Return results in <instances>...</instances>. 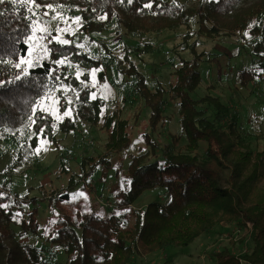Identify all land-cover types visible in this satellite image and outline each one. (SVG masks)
<instances>
[{"label": "trees", "instance_id": "trees-1", "mask_svg": "<svg viewBox=\"0 0 264 264\" xmlns=\"http://www.w3.org/2000/svg\"><path fill=\"white\" fill-rule=\"evenodd\" d=\"M40 3L62 4L66 11L78 13L82 34L101 35L114 31L128 37L159 35L181 27L187 33L197 24V33L203 37L217 39L248 33L258 41L251 47L256 66L241 71L239 83L247 86L253 79L264 73V0H196L190 7L179 0H39ZM152 3V9L145 8ZM155 13V14H153ZM105 16V19H100ZM31 14L19 5L6 0L0 5V136L9 137L22 148L39 146L41 139L59 146L56 132L68 135L77 128V123L101 124L107 133L105 149L109 153H121L133 144V126L127 119H121L119 112H107V101L84 85L87 77L80 79L52 63V59L64 56L85 69H99L100 59L69 44L61 46L47 41L54 49L49 59L41 66L30 70V78L23 83L9 84L16 69L9 66V60L18 62L26 54L23 43L28 32ZM195 35V33H193ZM190 35H185L184 43ZM51 39V38H49ZM19 41V42H17ZM183 43V44H184ZM195 43V42H194ZM184 49L191 54L189 60H182L172 73L174 82L169 90L157 85H147L145 75L131 60V55L147 53L150 45L144 44L125 50L121 60L115 59L108 46L100 43L108 63L127 66L121 75L132 81L134 95L149 110L148 120L151 132L164 121L167 94L178 108L180 134L172 135L170 142L158 145L150 134H142L144 147L137 155L130 157L127 170L121 179L122 187L114 195L115 213L104 215L83 208L71 211L66 207L71 202V193L91 179L100 166L99 182L107 180L112 169L111 160L106 157L94 159L84 157L78 169L72 171L65 161L60 163L59 175H67L64 191L42 193L53 211L45 230H41L37 211L27 214L23 206L36 205L38 199L27 196L17 198L7 189L0 187V264H48L50 257L44 256L46 249L21 243L18 238L27 234L40 236L50 246L60 247L65 264H129L136 256H146L168 247H187L210 233L220 224L241 227L252 242L251 249L244 255L224 250L216 253L213 264H264V150L252 148L250 142L239 133L237 123L229 118V110L218 97L205 95L194 100L191 94L201 85L200 65L204 53H198L196 43ZM186 44V43H185ZM13 50L19 53L14 55ZM55 69V72L50 70ZM60 79L56 80L55 77ZM103 81L104 75L100 73ZM83 82V83H82ZM63 86H71L79 93L67 92L73 104L64 99ZM49 90L60 98L61 109H73L57 125L51 115L29 124L28 117L35 101ZM207 105L215 111L213 119L199 105ZM43 128V134L38 129ZM36 133L29 141L18 140L19 133ZM185 140L183 146L180 142ZM20 141V142H18ZM166 191L168 202H150L141 209L133 207L146 191ZM19 214V215H17ZM14 226L20 232L16 233ZM240 228V229H241ZM167 263V262H166ZM164 263V264H166Z\"/></svg>", "mask_w": 264, "mask_h": 264}, {"label": "rangeland", "instance_id": "rangeland-1", "mask_svg": "<svg viewBox=\"0 0 264 264\" xmlns=\"http://www.w3.org/2000/svg\"><path fill=\"white\" fill-rule=\"evenodd\" d=\"M179 1L190 7L196 0ZM40 11L42 12L43 9ZM63 11L68 23H61L59 26L61 28L70 27L75 31V35L63 34L62 38L69 40L70 44L77 46L90 56L100 59L102 66L95 69V82L91 76L93 69L87 70L69 60L71 67L68 63L59 67L75 77L77 70L82 72L80 78L86 75L87 81L83 80L84 85L107 101V112L116 110L121 119H127L133 125L131 126L133 144L121 153H109L105 149L107 133L102 129L101 124L92 125L80 122L77 123V128L73 133L64 135L56 132L58 147L50 143L47 147L39 144L41 147L39 154H36L33 148H22L11 138L0 136V187L7 189L10 195L17 198L27 196L28 199H38L35 206L27 203L23 209L25 214L33 209L37 211L41 230H45V225L48 224L53 211L48 207L47 200H41L42 193L49 194L60 189L64 191L67 187L68 176L58 173L62 161H65L72 171H76L79 162L84 157L99 159L107 156L111 160L112 169L105 182H99L101 168L98 166L93 177L87 179L84 184H80L75 195L70 194L72 200L66 204L71 211H75L76 208L79 210L85 208L104 215H111L115 213V207H103L97 200V196L104 193L105 202L114 203V195L122 187L121 179L127 170L130 157L137 155L138 149L144 147L141 140L142 134H150L161 147L170 142L172 135L180 134L178 108L175 101L170 98V94L166 97L164 121L157 126L155 132H151L148 120L149 110L134 95L132 80L120 73L126 70L127 66L121 62L117 67L108 63L103 57L105 53L100 43L108 46L117 60L122 59L125 50L131 51L138 46L143 49L144 44L150 45L147 53L140 56L131 55L130 58L145 75L150 88L154 89L160 85L169 90L170 84L174 82L172 73L175 68L180 61L191 58L190 52L184 48L195 42L198 53L203 52L205 55L200 65L202 83L191 94V97L194 100H200L205 95L218 97L229 110V118L223 123L227 125L228 121L233 119L237 123L239 133L250 142L252 148L264 150V73L253 79L247 86L239 83V73L256 66V58L251 54V47L258 41L257 37L244 33L233 37L207 38L197 33V24H193L188 33L186 28L181 27L159 35L134 38L126 36L124 32L117 35L114 31L101 35H88L80 33L79 25L69 19L79 16L78 13ZM51 27L54 29L56 22H53ZM53 35H56L54 31ZM185 35H190L185 41L186 44L184 43ZM43 43L47 44V40ZM100 73L104 75L103 81ZM105 84L108 86L107 89L104 88ZM45 104L51 106V101L47 100ZM56 107L59 108L57 115L64 111L61 105ZM199 109L206 111V116L210 120L213 119L215 113L213 108L201 104ZM52 118L57 130L60 121H57L54 116ZM33 136L31 131L26 134L19 133L17 139L26 142ZM184 144L185 140H182L179 146ZM80 193L83 195H79ZM155 200L167 203L169 198L166 191L161 189L146 191L137 199L133 207L141 209ZM13 228L16 233L20 232L18 227ZM240 228L237 225L220 224L187 247H168L146 256H136L129 264H164L166 262V264H213V256L224 250L236 255H244L251 249L252 242L248 234ZM18 240L39 248L44 247L46 249L44 256L50 257L48 264L66 263L63 250L58 246L48 245L43 237L27 234L19 237Z\"/></svg>", "mask_w": 264, "mask_h": 264}, {"label": "snow or ice", "instance_id": "snow-or-ice-1", "mask_svg": "<svg viewBox=\"0 0 264 264\" xmlns=\"http://www.w3.org/2000/svg\"><path fill=\"white\" fill-rule=\"evenodd\" d=\"M6 0H0V5L5 4ZM10 3L13 5H19L26 9L28 13L31 14V18L26 17V19H29V23L27 25L28 32L25 35V39L23 43L27 46L26 54L23 56H20L18 62H13L9 60L7 63L12 68L16 69V74L13 76V78L10 81H7L9 84H17V82L23 83L26 79L30 78V70L41 66V62L49 59L50 55L54 53V49H50L47 44L43 43L44 41H48L49 43L55 42L60 44L61 46H66L70 44V41L67 39H63V34H72L75 35V31H73L70 27H63L61 28L59 25L61 23L67 24L68 20L64 17V5L62 4H52V3H40L39 0H9ZM123 2V0H121ZM129 3H132V0H128ZM152 3H145L144 7L152 9ZM43 9L41 12L40 10ZM39 13V15H38ZM155 14V13H153ZM47 17L48 19H44ZM105 16H101L100 19H105ZM72 20L74 24L82 25V17H75V18H69ZM56 22V27L53 29L51 27L52 23ZM53 31L56 33V35H53ZM247 35V33H245ZM51 38V39H49ZM19 42V41H17ZM80 47H83V45H79ZM14 55H19L18 52L13 50ZM4 61L2 58H0V63H3ZM52 63L55 65L63 66L66 63H68V57L64 56L60 59H52ZM68 66L71 67V64L68 63ZM52 72H55V69L50 70ZM82 75V72L80 70H77L76 72V79H79ZM91 76L93 79V82H95L96 79V70L93 69L91 72ZM56 80H59L60 77L56 76ZM83 83V82H82ZM4 82L0 81V87H3ZM95 86V84H93ZM107 84L104 85V88L107 89ZM62 91L65 93L64 99L66 100V103L71 106L73 104L72 98L67 96V92L72 91L75 92V95L77 99L79 98V93L75 91V89L71 88V86H63L62 85ZM92 99H96L95 93L92 94ZM50 100L51 106H46L45 101ZM60 104V98L55 97L52 95L51 90L45 95L40 97L38 100L35 101V105L31 109V115L28 117L29 124H36V115L38 113H43L44 115L40 116V119H44L46 115H52L55 117L57 121H62L66 117H71L73 109L71 107L65 108V110L57 115L59 112V108L56 107ZM55 109V110H53ZM52 127H55V125H52ZM44 129L39 128L38 133L43 134ZM33 135H36V133H33ZM40 145H43L44 147L48 146V141L45 139H41L39 141ZM41 151V147L37 146L35 148L36 154H39ZM79 195H83V193H80ZM0 207L7 208L9 207L7 204L0 205ZM19 215V214H17Z\"/></svg>", "mask_w": 264, "mask_h": 264}, {"label": "built area", "instance_id": "built-area-1", "mask_svg": "<svg viewBox=\"0 0 264 264\" xmlns=\"http://www.w3.org/2000/svg\"><path fill=\"white\" fill-rule=\"evenodd\" d=\"M97 200L102 204L103 207L105 206L108 208H114V203L105 202L106 201V195L104 193L99 194L97 196Z\"/></svg>", "mask_w": 264, "mask_h": 264}]
</instances>
